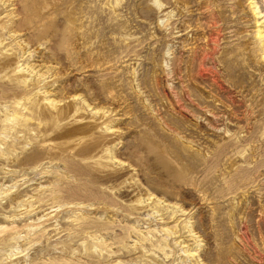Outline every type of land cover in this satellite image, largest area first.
<instances>
[{
    "label": "rangeland",
    "instance_id": "obj_1",
    "mask_svg": "<svg viewBox=\"0 0 264 264\" xmlns=\"http://www.w3.org/2000/svg\"><path fill=\"white\" fill-rule=\"evenodd\" d=\"M0 39V264H264V0H0Z\"/></svg>",
    "mask_w": 264,
    "mask_h": 264
},
{
    "label": "bare ground",
    "instance_id": "obj_2",
    "mask_svg": "<svg viewBox=\"0 0 264 264\" xmlns=\"http://www.w3.org/2000/svg\"><path fill=\"white\" fill-rule=\"evenodd\" d=\"M156 3V2H155ZM162 5V4H161ZM158 6V5H157ZM159 6H160V3H159ZM161 7V6H160ZM164 11V10H163ZM161 12V11H160ZM165 12V11H164ZM167 13H169V12H167ZM171 13V12H170ZM166 16V15H165ZM6 17V16H5ZM184 28V27H183ZM189 28V27H188ZM185 30V29H184ZM183 31V30H182ZM193 31V30H192ZM9 35V34H8ZM1 40V39H0ZM4 41V40H3ZM1 42V41H0ZM185 47V46H184ZM6 51V50H5ZM9 52V51H8ZM204 53V52H203ZM17 64V63H16ZM21 65V64H20ZM23 66V65H22ZM21 68V67H20ZM27 68V67H26ZM28 70V69H27ZM19 72H20V70H19ZM18 74H20V73H18ZM27 74H29V73H27ZM36 74V73H35ZM22 75V74H21ZM22 76H25V75H22ZM28 78V77H27ZM26 79V78H25ZM24 79V80H25ZM24 80H22V81H24ZM31 80V79H30ZM26 81V80H25ZM29 81V80H28ZM18 83V82H17ZM25 83V82H24ZM23 83V84H24ZM33 85V84H32ZM38 89V88H37ZM40 90V89H39ZM44 92V91H43ZM39 93V92H38ZM40 94V93H39ZM38 95V94H37ZM36 95V96H37ZM45 98V97H44ZM39 100V99H38ZM44 100V99H43ZM52 100V99H51ZM48 101V100H47ZM47 101H46V103H47ZM60 101V100H59ZM35 102V101H34ZM39 102V101H38ZM45 102V101H44ZM36 103V102H35ZM34 103V104H35ZM49 103H50V105H51V101H49ZM85 103V102H84ZM55 104H56V102H55ZM36 105V104H35ZM53 105H54V102H53ZM87 106V105H86ZM79 108V107H78ZM53 109V108H52ZM213 109V108H212ZM3 114V113H2ZM6 114V113H5ZM49 114H51V113H49ZM7 115V114H6ZM13 115V114H12ZM220 115V114H219ZM7 116H9V115H7ZM209 116V115H208ZM212 116V115H211ZM217 117V116H216ZM227 117V116H226ZM5 118H7V117H5ZM4 118V119H5ZM12 118V117H11ZM8 121H9V119H8ZM11 121V120H10ZM9 121V122H10ZM4 122H6V120L4 121ZM229 122V121H228ZM6 123H8V122H6ZM13 123V122H12ZM23 123V122H22ZM233 123V122H232ZM22 126V125H21ZM7 127V126H6ZM9 127V126H8ZM220 127V126H219ZM221 129V128H220ZM20 130V129H19ZM1 131H3V129L1 130ZM21 131V130H20ZM110 131H112V130H110ZM217 131H218V129H217ZM42 133V132H41ZM226 143V142H225ZM224 143V144H225ZM223 147H225V146H223ZM45 149V148H44ZM221 151V150H220ZM222 154V153H221ZM113 158V157H112ZM115 160V159H114ZM209 161V160H208ZM212 163V162H211ZM212 166V165H211ZM214 167H216V166H214ZM213 168V167H212ZM224 177V176H223ZM41 192V191H40ZM45 192V191H44ZM50 193V192H49ZM52 194V193H51ZM9 199V198H8ZM47 201V200H46ZM46 203V202H45ZM50 208V207H49ZM52 208V207H51ZM25 209V208H24ZM48 209V208H47ZM39 213V212H38ZM2 215V214H1ZM15 216V215H14ZM9 220V219H8ZM38 220V219H37ZM21 221V220H20ZM16 238V237H15ZM195 240V239H194Z\"/></svg>",
    "mask_w": 264,
    "mask_h": 264
}]
</instances>
